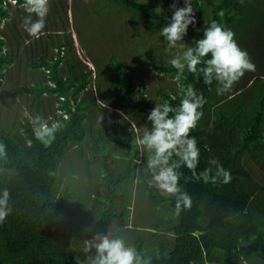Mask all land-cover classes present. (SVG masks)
I'll return each mask as SVG.
<instances>
[{
  "label": "trees",
  "instance_id": "1",
  "mask_svg": "<svg viewBox=\"0 0 264 264\" xmlns=\"http://www.w3.org/2000/svg\"><path fill=\"white\" fill-rule=\"evenodd\" d=\"M11 1L0 0V94L4 90L3 78L6 77L15 55L11 50H4L5 43L10 45L5 31L16 30L17 25L11 19L12 10H19L18 7L24 9V0H17L15 4ZM63 1L50 0V4L64 8ZM107 1L115 7L124 4L127 10L139 14L137 19L132 20L136 28L131 36H140L143 55L147 56L145 63L154 71L171 79L175 78L174 82L179 83L178 89L172 92L161 87V100L158 103L168 100L173 106H178L182 91L188 83H192L197 91L204 95L207 102L202 109L203 116L190 133L196 138L200 149L196 171L200 173L205 169H212L211 174L214 175L218 162L231 173V181L225 184L223 178L218 177L215 183H205L203 180L192 178L191 172L186 167H181L180 186L182 191L191 196L192 206L176 215L175 197L161 193L154 186L144 153L138 150L139 153L128 151L113 153L111 156L110 153L96 151L93 146L96 142L86 136L88 131L83 124L88 110L87 100L90 99L98 110L100 103L104 102L96 101L95 94L91 95L89 84L93 71L82 65L80 54L72 52L70 57L66 58V47L52 41L55 45L52 47L53 53L58 55L55 58L51 55L50 59L40 57L37 62H32L33 66L41 68V73L48 83L34 81L25 88L33 93L31 98L34 102L40 97H45L49 109L50 105L57 103L54 95L64 96L65 99L59 106L66 109L69 119L57 117L63 127L49 145L42 144L35 138L34 122L28 117L19 122L22 129L20 131H16L8 116L0 120V143L6 146L5 155L0 157V195L5 189L8 191V207L11 209L6 219L0 222V264H75V258L79 261L82 258L84 264H87L94 251L84 252L85 241L92 240L98 234L112 233L120 236L119 232L127 228L129 201L122 196L125 187H121V196L118 197L110 189L107 195L109 201L92 199L90 205L85 206V209L89 208L90 213L86 217L81 216L79 209L83 205L76 204L72 192L75 189L76 182L73 180L76 179V174L72 171L70 180L63 177L66 167L61 163V159L68 160L67 156L70 157L69 153H65L69 145L82 149L87 146L86 150L92 152V156L87 158V163H92L91 169L94 165L99 166L102 170L100 173H103L102 176L99 174L100 177H106L110 183L119 184L122 177H125V182L134 178L137 182L139 177L137 190L138 186L144 183L147 187V199L158 200V205L159 200H166L168 211L172 210L176 217L169 215L163 220L160 219L164 225L152 223V248L144 249L145 241L142 237L137 239L135 245L143 257L151 258V264H208V261L212 260L209 257L210 251L214 252L213 257L219 264H239L253 257L264 264V203L254 205V199L259 196V190L264 188V184L254 183L253 176L244 163L245 158H252L253 163L264 169V0L256 1V5L262 7L258 13L249 9L245 11L247 6L254 5V0H192L196 24L187 30L190 39L184 37L183 41H178L169 55L182 54L188 46H194V40L202 38L205 22L216 20L247 39V43H250L248 47L252 49L249 56L258 67L253 72H246L231 92L219 96L213 95L215 82L205 85L202 76L197 79L187 70L178 80L177 71L170 64L172 57L157 63L154 60L155 55L147 53L145 46L154 43L153 37L157 40L161 38L160 28L167 24L172 15L169 4H172L173 0H155L152 6L147 4L152 2L151 0ZM176 4L177 7L184 6L183 0H176ZM221 10L224 12L223 17L217 15ZM63 12L66 21L70 22L78 34L79 30L83 33L84 25L90 26L85 20L81 24L78 17L73 15L74 11L69 12L64 8ZM93 14L97 13L94 11ZM256 21L259 22L258 25L253 26ZM234 28L239 29L233 30ZM80 36L81 34L79 38L82 41ZM146 37L148 38L145 40ZM81 45L83 44L80 41L79 44L73 43V47ZM90 56L94 59L91 54ZM62 61L65 62L66 68L60 66ZM94 62L98 65L95 59ZM111 66L121 77L115 76L108 92H111L119 103L125 102L134 114L146 123L147 115L156 103L147 96L144 87L139 89L137 98L133 96L138 89L134 85L132 66H125L119 60L116 65ZM127 68L133 69V72H128ZM103 76L105 77L104 74ZM98 79L100 84L104 85L100 76ZM117 85L122 86V93L116 89ZM98 91L106 101L111 102L104 88L98 87ZM70 99L76 106L73 111ZM38 103H42V100ZM112 114L115 119L116 112L113 111ZM36 115L38 108L34 116ZM140 119L137 124L142 133L145 124ZM127 123L131 124L128 120ZM92 126L91 123L88 125L90 134ZM130 129L132 131L127 142L136 137L134 129ZM106 141L107 138H104L99 144ZM84 153L85 151L81 150L78 154ZM139 155L145 160L136 169L135 160ZM185 177L188 178L187 181ZM99 187V193L107 194L105 186ZM59 189L63 190V194L55 199V193ZM259 200L264 202V199ZM161 209L164 212L166 210L164 205H161Z\"/></svg>",
  "mask_w": 264,
  "mask_h": 264
},
{
  "label": "rangeland",
  "instance_id": "2",
  "mask_svg": "<svg viewBox=\"0 0 264 264\" xmlns=\"http://www.w3.org/2000/svg\"><path fill=\"white\" fill-rule=\"evenodd\" d=\"M151 1L152 2H147V4L152 6L155 3V0ZM256 1L257 0L253 1V6H247V9H245V11H248V9L251 11H255V13L261 11L262 7L256 5ZM66 2L68 11H74L73 15L78 17L81 24H83L85 20L90 25L89 27L87 26V24L86 26L84 25L85 28L83 30V33L81 32V30H79V34H81L80 37L84 38L87 44L79 46V48L75 49L74 52L80 54L82 65L88 66L93 71L91 75L92 80L89 84V89L90 91H92L91 95L95 94L96 101H104L100 103V109L103 111L101 115H98L97 110H95V108L93 107L91 108L92 114H87L84 118L83 124L86 126V129L88 131V135L86 136L96 142L93 144V146L96 147V151H98L99 153H110L111 156H113V153H127L128 151H130L131 153H139L138 147L134 143V140L136 141V139H131L130 142L128 141L129 143L126 141L131 135L132 130L130 128L125 129V127L128 124V120L130 123H132L133 129L136 134L137 129H139L141 132V128L137 124V120H139L140 117L137 114L135 115L131 108L125 102L119 103L114 98L113 94L111 92H108V88L111 89V81L115 79V76L119 75L118 77H121L120 73L118 72V74L116 70L112 68L111 64L116 65L117 60H119L123 65H130L134 68V72L133 69L130 70L128 68L127 71L130 73L133 72L135 77L134 85L136 89H138L135 91V93H133V96L135 98L138 97L139 89H141V87H145L144 91L147 96L152 100V102H155L157 104L161 100V95L159 94V89L161 87L172 92L173 90L178 89V86L180 85L179 83L174 82L176 80L175 78L171 79L164 74H160L154 71V69H152V67L147 63H145L147 62V56L143 55L144 53L142 40L140 39V36H131V34L134 33V28H136L132 20H135L139 17V14H137L136 11L132 12L127 10L126 5L124 4L117 5L115 7L114 5H110L109 1L107 0H65V2L63 1L64 5ZM170 5L171 4H169V7ZM63 10L64 8L61 7L60 12H63ZM94 11L97 14L94 15ZM126 11L128 12L127 16ZM258 23L259 22L256 21L253 26H257ZM80 27L83 29L81 25ZM189 27L193 28L194 26L190 25ZM236 29L239 28H234L233 30ZM5 33L12 45L10 46L9 43H5L4 50L5 52H7L11 47L15 55L13 57L12 63L8 67L6 77L3 78L5 79V84L2 94H0V120H3L8 116L9 120L13 122V125L16 127V131H20L22 129L19 127V122H21L24 117H28L29 119L30 115L34 117L37 110L35 109V102H32V99L30 98L32 92L28 91L25 88L26 85L31 84L32 82H34V80H39V82L46 81L47 83L48 80H45L44 75L41 73V68H38L39 72H37L35 68L26 65L27 62L31 64L28 53L33 52V50L27 51V47L30 43L26 44L25 39H20L17 43L14 41L13 36H11L10 31L6 30ZM185 37L187 40L190 39L188 35H186ZM147 38L148 37H146L145 40ZM153 38L154 43L150 44V46L146 45L145 47L147 53L155 55V62L160 63L164 59L173 57V55H169L172 54V49H169L168 46L165 45V39H162V37L159 40H157L155 37ZM235 39L239 46L242 49L247 50L248 54L250 55V51L252 49L248 47L250 43H247V39L241 37L240 34L237 33L235 34ZM159 42L163 45H161ZM17 45L19 46L17 47ZM162 50H164L165 53L162 52ZM90 54L98 62V65L94 62V59L90 58ZM52 55H54L53 58H55V56H57L58 54L52 53ZM25 56L27 57V59L25 58ZM69 57L70 55L68 53V56L66 58ZM251 60L253 62L252 58ZM60 66L66 68L65 62L62 61L60 63ZM257 68V65H255V69ZM31 70L32 72H34L33 74H31ZM103 74L105 75V77L103 76ZM99 76L100 79L104 81V85L100 84L98 79ZM71 81L73 82V78H71ZM98 87L104 88L105 92L107 93L106 95L109 97V99H111V102L106 101L105 98L100 95ZM217 87L218 85L215 82V89L213 91L214 96H219L216 91ZM116 89L118 91H121V93L123 92V88L120 85H117ZM9 93L11 94L9 95ZM3 94L5 96H3ZM44 94L47 96L45 92ZM54 97L57 103L53 102L54 99L52 98V102L55 104H53V106L50 105L51 109H49L47 107V101L45 102L44 100L42 102L43 104L38 107V115L43 118L52 117L53 120H58L57 117H64L62 113L57 112V110L59 109L69 117L66 109L59 106L61 105V101L64 100L65 97L56 95H54ZM70 104L72 110L76 109V106H74V101L72 99H70ZM113 111H115L117 114L115 116V121L118 124V126H115L114 130L112 129L114 125V116L112 114ZM140 121L142 122L141 119ZM90 123L93 125L91 128V134L88 127ZM33 126L35 127V123L33 124ZM124 129L125 132H122L123 136L119 141L120 143H122V147L121 149H119V145H117L114 149L112 145V139L114 135L113 132L119 133ZM104 131H107V133L103 134ZM105 137H107V141L104 144H99ZM86 147L82 149L78 148V146L76 145H69L65 153H69L70 157L67 156L68 160H66V158H64L63 160L61 159V163H63V165L66 167L63 175V177H65L64 179L70 180V174L73 172H75L76 174V179L73 180L76 182V184H74L75 189H73L72 192L76 200V204L83 205L79 209V212L81 216L85 217L90 213L89 208L85 209V206L90 205L89 202L92 199H96V201H109L107 200V195L110 189L114 191V195L118 197L121 196V187H125V177H122V182L119 184L116 182L110 183V181L107 180L106 177H100V175L102 176L103 173H100V171L102 170L98 168L99 166L94 165L93 169H91L92 163L88 164L87 158L90 157L89 155L92 156V152L91 150L87 151ZM81 150H83V152L85 151L83 155L78 154ZM140 153H144L146 160H148L149 153L144 150H142ZM118 158L120 159V156ZM137 158L138 159L135 160L136 169H138L141 165L140 160H145V158L143 156L141 157L140 155ZM68 163L70 164L69 166ZM244 163L251 172L254 183H257L256 185H263L264 169L259 167L258 164L253 163L252 158H245ZM127 183L131 186V188H125L122 196H124L125 200L129 201V222L127 228L121 230L119 234L127 244L133 246L136 245L138 238H144V249L147 250L148 248H152L153 246V238L150 236L152 223L154 222L155 224L158 223V225H164L162 221H159L160 219L163 220L169 215H172L174 217L176 216L172 210V213L168 211L166 200H159L158 205V203L156 204V201L158 200L155 201L154 199L146 198L148 193L146 191L147 187L146 185H144V183H141L140 186H138V190L136 191L135 188L137 182L135 178L127 181ZM101 185L105 186L107 194L104 195V193L102 192L99 193V190L101 189V187L99 186ZM62 194V189L57 190V192L55 193V199H57V197H60V195ZM77 196H79L80 199L79 197L77 199ZM259 199H264V188L262 190H259V196L254 199L255 206L259 202L264 203ZM161 205H164V207L166 208L165 212L161 209ZM71 211H67V213H72ZM80 260L84 264L82 258Z\"/></svg>",
  "mask_w": 264,
  "mask_h": 264
},
{
  "label": "clouds",
  "instance_id": "3",
  "mask_svg": "<svg viewBox=\"0 0 264 264\" xmlns=\"http://www.w3.org/2000/svg\"><path fill=\"white\" fill-rule=\"evenodd\" d=\"M16 2L17 0H12L13 4ZM183 5L177 7L176 0H173L170 5L172 15L167 24L160 28V35L167 41L169 49H174L178 41H183L189 26L196 24L192 0H183ZM23 7L28 14L21 26L29 37L39 39L46 27L50 0H24ZM217 15L223 17V10ZM25 43L29 44L31 40H26ZM170 64L176 69L178 80L187 70L197 79L202 76L205 85L216 82L218 95L231 92L246 72L255 71V64L247 50L237 43L235 33L216 20L205 22L202 38L195 39L194 46H188L182 54L173 56ZM206 102L204 95L192 83H188L182 91L178 106H173L168 100L155 104L147 115L142 133L137 129V144L149 153L147 168L152 174L154 186L161 193L175 197L176 215L192 206L191 196L182 191L180 186L181 167H186L192 178L205 183H215L218 177H222L225 184L231 181V173L218 162L214 175L211 174L212 169H205L200 173L196 171L200 149L196 138L190 133L201 120ZM63 119L67 120L69 117L65 115ZM30 120L35 123V138L45 145L51 144L56 133L63 127L60 120H53L52 117L30 115ZM5 148L0 143V157L5 155ZM187 179L185 177L186 181ZM137 182H140L139 177ZM8 200L9 193L5 189L0 195V222L11 212ZM93 251L87 264H151L150 257H143L135 246L127 244L122 237L112 233L98 234L92 240L85 241L84 252ZM75 264L82 262L75 258Z\"/></svg>",
  "mask_w": 264,
  "mask_h": 264
},
{
  "label": "crops",
  "instance_id": "4",
  "mask_svg": "<svg viewBox=\"0 0 264 264\" xmlns=\"http://www.w3.org/2000/svg\"><path fill=\"white\" fill-rule=\"evenodd\" d=\"M19 10H16L15 8L12 10V16L11 19L14 20V22L16 23L17 27L16 30L13 29V31H10L11 36H13V39L15 42L18 43V41L20 39L24 40H31V43L28 45L27 47V51L33 50V52L28 53L29 55V60L31 61V64L29 62L26 63L27 66H30L32 68H35L38 71V67L33 66L32 62H37L38 59L40 57H45V58H50L53 53V49L52 47L55 46L52 41H57L58 43L64 45L66 47V57L68 56V53L70 55V53H74V49L76 47H73V43L77 42L79 44V41L81 44L85 45L87 44V42L85 41L84 38L81 39L79 38V34L74 30V28L71 26L69 21H66V15L64 14V12H60L61 7L60 5L57 6H53L52 4H50V11L48 16L46 17V27L44 29V33L42 34V36L39 37V39H35L32 37H29L28 34L24 31V29L22 28V23L23 20L25 18V16L28 14L25 9H22L20 7H18ZM65 9L67 8V3H65L64 5ZM64 11V10H63ZM33 19H35V17L33 16ZM50 32V33H48ZM10 41V40H9ZM11 42H10V46H11ZM19 45H17L18 47ZM11 52L14 54V52L12 51V48L10 47ZM25 58L27 59V57L25 56ZM23 60V59H21ZM34 72H32L31 70V74H33ZM36 73V72H35ZM35 81V80H34ZM36 82H39L36 81ZM11 93H9L10 95ZM3 96H5L3 94ZM33 97V93L30 95V98ZM32 99V98H31ZM39 100H42V102L45 100V102L47 101L45 97H40L39 99H37V101L35 102L36 107L35 109H37L38 107H40L43 103H38ZM32 102L33 99L31 100ZM86 105L88 106V110H87V114L91 115V108H95V110H97L98 115H101V113L103 112L101 109L98 110L96 108L95 105H93V103L91 102L90 99L87 100ZM37 112V110H36ZM90 112V114H89ZM143 121V120H142ZM145 124V121H143ZM115 126H118V124L116 123L115 119H114V125L112 127V129H115ZM106 127V126H105ZM133 128L132 123L131 124H127L126 128ZM107 129V128H106ZM125 129L120 131L119 133H114L113 135V139H112V145H119L122 146V143H120V138L123 136L122 132H125ZM104 133H107V131H104ZM120 134V135H119ZM136 134V133H135ZM107 138V137H105ZM136 141L134 140V142L136 143L138 150L141 152L142 150L140 149V147L137 144V134L135 137ZM141 163H143V160H140ZM125 188L130 189L131 186L128 185L127 182H125ZM137 190V187L135 188V191ZM216 252V251H215ZM217 253V252H216ZM214 252L210 251V258L212 259L211 261H208V264H219L217 263V259L213 257ZM256 258V257H253ZM251 258L249 261L247 260H243L241 262H239V264H263L258 258L253 259Z\"/></svg>",
  "mask_w": 264,
  "mask_h": 264
},
{
  "label": "built area",
  "instance_id": "5",
  "mask_svg": "<svg viewBox=\"0 0 264 264\" xmlns=\"http://www.w3.org/2000/svg\"><path fill=\"white\" fill-rule=\"evenodd\" d=\"M12 2V1H11ZM58 113H62L65 116V113L62 110H57Z\"/></svg>",
  "mask_w": 264,
  "mask_h": 264
},
{
  "label": "bare ground",
  "instance_id": "6",
  "mask_svg": "<svg viewBox=\"0 0 264 264\" xmlns=\"http://www.w3.org/2000/svg\"><path fill=\"white\" fill-rule=\"evenodd\" d=\"M55 64V63H54ZM41 65H43V64H41ZM45 65V64H44ZM145 88V87H144ZM53 91V90H52ZM73 111V110H72ZM122 114V113H121ZM22 133V132H21ZM26 135V134H25Z\"/></svg>",
  "mask_w": 264,
  "mask_h": 264
}]
</instances>
